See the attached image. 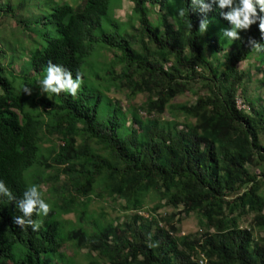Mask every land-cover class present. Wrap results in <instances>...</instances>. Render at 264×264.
Returning <instances> with one entry per match:
<instances>
[{
  "label": "trees",
  "instance_id": "1",
  "mask_svg": "<svg viewBox=\"0 0 264 264\" xmlns=\"http://www.w3.org/2000/svg\"><path fill=\"white\" fill-rule=\"evenodd\" d=\"M112 1L0 0V20L14 19L30 43H14L0 32V179L16 197H0V264H76L63 252L69 242L96 254L99 260L89 264H200L202 255L207 264H264L258 237L264 231V105L248 100L243 86L249 75L239 70L264 55L249 44L250 38L264 43L259 21L240 31V46H232L219 70L226 48L200 34L199 26L206 15L230 28L222 15L229 9L213 4L204 14L192 10L190 0H129L139 22L134 27V21L121 24L110 15ZM150 8L159 9V21H151ZM102 49L119 61L110 66L117 87L131 96L148 93L143 106L124 110L105 94L101 69L91 63ZM49 61L82 74L75 96L41 92ZM199 79L206 81L202 93L194 91ZM191 93L195 103L172 104ZM239 100L248 108H239ZM140 110L176 117L143 120ZM52 137L62 144L46 155L42 145ZM48 161L51 178L41 171ZM33 183L53 184L63 214L92 195L122 199L133 214L91 233L83 227L64 232L52 209L42 220L33 213L41 221L38 231L22 229L14 223L22 215L17 201ZM147 199L159 202L154 211H173L160 220L146 218ZM192 214L201 232L180 236L176 221Z\"/></svg>",
  "mask_w": 264,
  "mask_h": 264
},
{
  "label": "rangeland",
  "instance_id": "2",
  "mask_svg": "<svg viewBox=\"0 0 264 264\" xmlns=\"http://www.w3.org/2000/svg\"><path fill=\"white\" fill-rule=\"evenodd\" d=\"M18 2L19 0H14ZM56 2H65L70 3L74 6L78 4H82L83 0H54ZM110 15H112L115 20L121 24H130L134 21V27L139 26V22L134 15V4L129 0H113L110 4ZM150 19L152 22L159 21V9L158 8H150ZM177 15L180 16V13L177 12ZM172 22L173 20L170 19ZM0 32L3 36L7 39L12 40L14 43L17 40H21L23 42H28L23 38L21 34V30L16 26V21L12 18H6L5 20H0ZM132 24V23H131ZM177 28V24H174ZM228 28L227 26L223 25L222 23H209L208 29L206 34L211 37L217 38L219 44H222L226 48V52L219 54V70H224V62H225V55L232 51V46L238 44L240 46L241 41H234L233 43L227 42V38L222 39V30ZM130 34H133V27L128 28ZM136 35V33L134 34ZM16 40V41H15ZM28 44H30L28 42ZM27 45V43H25ZM137 50L140 49V44L135 47ZM115 59L116 63L119 64V61L116 60L113 53L109 52L108 49H102L99 51V54L93 59H91V63L97 65L100 68V72L102 76L105 78L103 91L106 95L110 97V99L120 102L121 106L124 110H129L133 107L139 108L143 106L148 99V93H138L137 95L131 96L129 89L126 87H117L116 83L118 84L119 81H112L111 77V68L113 60ZM264 55L260 54L258 56L251 57L250 60H246L239 65V70L242 72H246L249 77L246 78L244 82V90L245 95L247 96L248 100H256L263 102L264 105ZM171 66L172 64H168ZM259 67L260 69H257ZM21 65L16 64L15 70L16 73L19 74ZM121 66L116 65V72L118 75L121 74ZM201 75H204V71L202 68L199 67L198 70ZM208 77V75H206ZM115 83V84H114ZM206 81L199 79L195 83V92H201L204 90V84ZM28 94V93H27ZM196 94L191 93L188 95H181L176 97L175 100L172 101L173 105H180L190 103L193 104L196 102ZM256 101H254V104ZM140 117L144 120L146 119H158L161 121H171L175 117L171 115L169 111H167L164 115L159 116L157 113L154 115H150L144 110H140ZM179 122L183 125L187 120L184 117L177 118ZM193 121V120H192ZM183 127V126H181ZM53 138V137H52ZM52 142L46 141L42 146V152L44 154H48L49 149L53 146L58 147L60 142L58 137H55L51 140ZM250 169L254 174H261V168L257 166H250ZM41 171L46 178L54 177V170L51 168V162L48 161L43 164ZM33 181V180H32ZM35 183V182H34ZM33 183V184H34ZM52 183H44L41 185V191L43 192L45 200L51 204V210L55 209L56 215L60 213V222L63 225L64 232L69 231L72 228H79L83 227L87 230L88 233L94 231L95 227L98 224H107V223H114V224H121L125 222L127 219L131 217L133 214L132 210H126L125 204L126 202L122 199L118 200H110L109 198H99L96 195H92L91 201L83 200V202L71 213L63 214L61 211L62 202L58 201L56 195L52 193ZM264 193V189L262 191ZM151 199V198H150ZM150 199L146 200L145 210L143 211L144 214L156 216L158 219L160 217H164L167 214H170L173 209H169L167 207H162L158 211H154L155 206L159 203L158 201H151ZM163 204V203H162ZM65 206V205H64ZM163 206V205H162ZM61 211V212H60ZM41 220L43 215H40ZM160 220V219H159ZM177 222L178 229L180 230V236H196L200 231L199 220L198 217L194 214L190 216H181V220ZM162 224L164 222H161ZM248 225V224H246ZM259 240L264 244V231L259 234ZM63 252L66 253L68 258L72 259L76 264H89L92 261L99 260L95 253H90L86 248H79L73 242H69L66 244Z\"/></svg>",
  "mask_w": 264,
  "mask_h": 264
},
{
  "label": "clouds",
  "instance_id": "3",
  "mask_svg": "<svg viewBox=\"0 0 264 264\" xmlns=\"http://www.w3.org/2000/svg\"><path fill=\"white\" fill-rule=\"evenodd\" d=\"M213 4H217L219 9H229L227 12H222L223 17L230 23L231 27L222 30V39L227 38V42L233 43L239 40L240 31L247 30L251 25L259 21V28L264 33V17L259 13L264 12V0H211L206 3L205 0H190V7L194 11L207 14L212 10ZM259 9V11H258ZM180 15H184L181 9ZM209 19L205 15L200 20L199 33L203 34L209 26ZM249 44L256 51H264V43H260L255 39L250 38ZM83 84V76L77 71L75 76L73 72L62 64L48 62L46 74L39 81V87L42 93H52L59 95L66 92L75 96L81 89ZM23 91L31 94L32 89L25 85ZM40 185L33 184L28 187L22 195V198L17 201L18 208L22 215L14 217V223L22 229L31 227L33 231H38L41 227V221L32 218L35 212L37 216H46L51 210V204L44 199L43 192L40 190ZM0 197H7L14 201L16 197L11 189L6 185L5 181L0 179ZM146 218L150 215L142 214Z\"/></svg>",
  "mask_w": 264,
  "mask_h": 264
},
{
  "label": "built area",
  "instance_id": "4",
  "mask_svg": "<svg viewBox=\"0 0 264 264\" xmlns=\"http://www.w3.org/2000/svg\"><path fill=\"white\" fill-rule=\"evenodd\" d=\"M238 106L239 108L241 109H246L248 108L245 104H243V102L241 100L238 101ZM199 263L200 264H207V260L205 259L204 255H202L200 258H199Z\"/></svg>",
  "mask_w": 264,
  "mask_h": 264
}]
</instances>
